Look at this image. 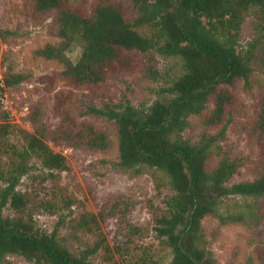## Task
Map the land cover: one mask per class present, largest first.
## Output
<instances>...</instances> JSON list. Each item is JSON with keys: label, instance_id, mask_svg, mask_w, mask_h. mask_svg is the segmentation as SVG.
<instances>
[{"label": "trees", "instance_id": "trees-1", "mask_svg": "<svg viewBox=\"0 0 264 264\" xmlns=\"http://www.w3.org/2000/svg\"><path fill=\"white\" fill-rule=\"evenodd\" d=\"M137 17L129 21L121 2L100 0L90 16L72 7L69 0H32L36 13H57L59 44H49L36 54L63 65L62 76L78 86L95 85L105 81L110 69L121 65L135 69L136 51L148 58L149 72L156 71V55L179 58L181 74L166 91L169 100L158 99L150 106H137L130 95L131 85L122 101L103 109L88 107L86 114L107 118L118 126L119 163L124 171L143 172L155 168L169 178L173 195L167 201V213L156 220L155 231L171 248V264H215L207 247L202 225L208 216L217 217L222 224H247L245 211L222 212L225 199L231 197H264V175L253 180L229 185L238 173L240 160L224 156L209 170L207 161L225 139V127L217 135L205 134L192 143L184 137L192 116L208 114L207 126L222 124L236 95L229 88L238 81L251 89L254 63L264 71V0H132ZM255 14L260 20L261 37L247 48H241L242 26ZM148 31V33H147ZM262 44L260 47L259 45ZM76 45L82 48L81 57L74 63L67 53ZM27 77L8 73L0 78V89L21 85ZM259 116L248 126L249 133L263 143L264 149V91ZM7 116V114H6ZM230 121V119H229ZM0 125V151L8 153L7 172L0 176L4 187L0 190V264L9 255H19L34 264H92L90 257L99 246L80 254L70 251L58 239V228L52 233L40 228L31 212V194L18 190L22 178L30 171L35 159L53 175L69 170L66 156L48 144L70 148L106 150L108 135L91 124H79L68 113L63 114L57 129L17 133L23 147L9 141L16 130ZM47 139V140H46ZM1 173V172H0ZM11 208L15 217L5 216ZM38 206H55L43 201ZM98 225L93 214L84 215L80 227ZM251 223V222H250ZM59 227V226H58ZM88 230H91L88 227Z\"/></svg>", "mask_w": 264, "mask_h": 264}, {"label": "rangeland", "instance_id": "rangeland-1", "mask_svg": "<svg viewBox=\"0 0 264 264\" xmlns=\"http://www.w3.org/2000/svg\"><path fill=\"white\" fill-rule=\"evenodd\" d=\"M99 1L69 0V3L90 16ZM112 1L125 6L129 21L137 17L132 0ZM32 5V0H0V78L8 73L27 77L21 85L0 89V125L8 122L16 130L9 141L22 148L18 131L36 133L46 128L50 135L59 127L63 114L68 113L79 124H91L106 133L110 146L106 150L74 149L54 146L46 139L55 152L66 156L69 170L52 175L32 159L30 171L22 178L18 190L32 195L31 212L38 226L48 233L58 228V239L70 251L80 254L99 246L90 257L92 264H171L172 250L155 231L156 220L167 213V201L173 195L168 176L155 168H145L140 173L121 170L117 124L86 112L90 106L103 109L119 104L127 85L134 90L130 97L137 106H150L158 99L169 100L166 90L182 72L179 58L157 54L158 74L153 76L148 58L133 51L135 69L118 64L108 71L104 82L78 86L62 76V64L36 54L49 44L58 45L61 39L57 34V13H36ZM259 21L255 14L247 18L239 39L241 48L261 37ZM81 52V46L76 45L67 55L76 63ZM253 65L251 89L243 81L227 87L236 95V101L229 106L225 121L218 126L205 123L215 106L212 99L203 115L190 118L191 125L184 134L196 143L205 134L217 136L225 127V139L219 142L220 148L214 149L207 168H215L224 156L238 158L239 171L229 185L264 175L263 143L248 131V126L258 119L264 91V71L256 63ZM9 163V154L0 151V176L7 172ZM4 186L0 179V190ZM41 201L54 205L56 213L51 215L47 211L50 208L38 206ZM222 207L223 213L229 210L253 214L243 213L247 224H222L215 216L203 220L207 247L215 264H264V197H231L225 199ZM4 214L16 216L9 206ZM90 214L97 217L99 224L87 225L91 230L80 227L82 217ZM4 264L34 263L19 255H9Z\"/></svg>", "mask_w": 264, "mask_h": 264}]
</instances>
